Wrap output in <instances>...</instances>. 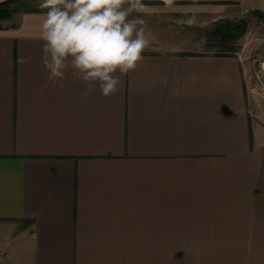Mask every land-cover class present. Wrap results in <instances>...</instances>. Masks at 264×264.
Returning <instances> with one entry per match:
<instances>
[{
	"label": "crops",
	"instance_id": "0c3cea01",
	"mask_svg": "<svg viewBox=\"0 0 264 264\" xmlns=\"http://www.w3.org/2000/svg\"><path fill=\"white\" fill-rule=\"evenodd\" d=\"M40 2L0 21V264H264V114L187 32L246 0H141L143 59L87 99L49 79Z\"/></svg>",
	"mask_w": 264,
	"mask_h": 264
},
{
	"label": "clouds",
	"instance_id": "9594fccd",
	"mask_svg": "<svg viewBox=\"0 0 264 264\" xmlns=\"http://www.w3.org/2000/svg\"><path fill=\"white\" fill-rule=\"evenodd\" d=\"M39 7L47 9L40 39L49 79L54 85L61 81L62 90L70 72L84 83L85 99L97 87L104 97L115 95L120 76L137 67L149 45L144 29L138 28L144 22L129 19L134 9L143 7L141 0H41Z\"/></svg>",
	"mask_w": 264,
	"mask_h": 264
},
{
	"label": "rangeland",
	"instance_id": "374dc122",
	"mask_svg": "<svg viewBox=\"0 0 264 264\" xmlns=\"http://www.w3.org/2000/svg\"><path fill=\"white\" fill-rule=\"evenodd\" d=\"M22 1V0H21ZM20 1V2H21ZM20 2L13 6V10H21ZM240 13L235 18L219 20L211 27L205 28L197 33L188 32L189 37L204 38L206 43L207 35L218 22L246 23L245 33L234 45L235 54L242 60L245 66V87L249 111L264 114V0H246ZM129 18H134L129 15ZM215 52L217 49L215 48Z\"/></svg>",
	"mask_w": 264,
	"mask_h": 264
},
{
	"label": "trees",
	"instance_id": "16d2710c",
	"mask_svg": "<svg viewBox=\"0 0 264 264\" xmlns=\"http://www.w3.org/2000/svg\"><path fill=\"white\" fill-rule=\"evenodd\" d=\"M21 0H7L0 3V21L9 19L15 11L13 6ZM246 23L218 22L214 29L207 35L206 45L217 49L218 55H235L234 45L239 38L245 33Z\"/></svg>",
	"mask_w": 264,
	"mask_h": 264
}]
</instances>
